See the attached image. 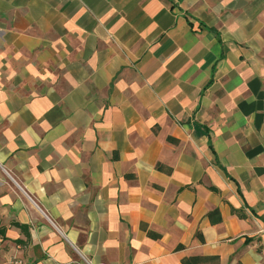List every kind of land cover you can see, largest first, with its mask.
Segmentation results:
<instances>
[{
	"label": "crops",
	"instance_id": "crops-1",
	"mask_svg": "<svg viewBox=\"0 0 264 264\" xmlns=\"http://www.w3.org/2000/svg\"><path fill=\"white\" fill-rule=\"evenodd\" d=\"M0 229V264H264V0H0Z\"/></svg>",
	"mask_w": 264,
	"mask_h": 264
},
{
	"label": "trees",
	"instance_id": "trees-1",
	"mask_svg": "<svg viewBox=\"0 0 264 264\" xmlns=\"http://www.w3.org/2000/svg\"><path fill=\"white\" fill-rule=\"evenodd\" d=\"M15 226L21 228V230L25 233V236H26L27 238H29V233H28V231H27V227H26V226H22V225H19V224H15ZM5 233H6V230H5V229H0V235H1V236L4 237V236H5Z\"/></svg>",
	"mask_w": 264,
	"mask_h": 264
},
{
	"label": "built area",
	"instance_id": "built-area-1",
	"mask_svg": "<svg viewBox=\"0 0 264 264\" xmlns=\"http://www.w3.org/2000/svg\"><path fill=\"white\" fill-rule=\"evenodd\" d=\"M7 264H23V261L17 257H10L7 261Z\"/></svg>",
	"mask_w": 264,
	"mask_h": 264
}]
</instances>
